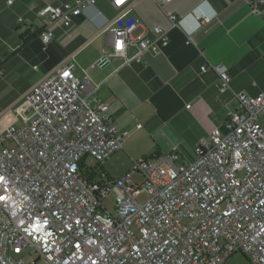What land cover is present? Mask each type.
I'll return each instance as SVG.
<instances>
[{
    "label": "built area",
    "instance_id": "1",
    "mask_svg": "<svg viewBox=\"0 0 264 264\" xmlns=\"http://www.w3.org/2000/svg\"><path fill=\"white\" fill-rule=\"evenodd\" d=\"M93 1L48 4L37 14L69 25ZM128 1L110 0L121 9L108 30L113 50L104 48L95 64L112 55L129 63L167 44L160 25L133 35L138 19ZM262 2L250 7L264 20ZM39 35L47 43L52 30ZM73 66L69 55L34 82L24 94L27 116L0 135V264H227L235 252L264 264V93L235 92L224 128L201 137L192 158L176 149L140 156L121 176L96 178L89 163L120 149L128 131L96 98L99 83L86 73L79 79ZM214 68L220 91L230 89L227 67ZM110 192L114 212L102 205Z\"/></svg>",
    "mask_w": 264,
    "mask_h": 264
},
{
    "label": "crops",
    "instance_id": "2",
    "mask_svg": "<svg viewBox=\"0 0 264 264\" xmlns=\"http://www.w3.org/2000/svg\"><path fill=\"white\" fill-rule=\"evenodd\" d=\"M70 0H0V122L22 123L28 111L24 94L43 74L72 56V73L99 83L95 96L106 102L119 130L128 131L123 146L109 157L136 158L177 150L193 157V148L214 126L224 128L235 92L264 93V20L251 0H129L137 17L133 35L155 25L167 29L168 42L145 49L129 63L117 55L95 64L107 48L109 29L121 9L110 0H94L69 25L47 21L37 10ZM264 9V0L260 6ZM170 15L181 19L179 24ZM19 17H22L19 20ZM208 17L199 23L200 18ZM52 30L47 43L43 27ZM190 31V41L187 40ZM136 46L130 45L129 55ZM207 65L205 71L202 65ZM36 65V68L34 67ZM216 65L226 66L230 89L220 91ZM264 128V112L259 115ZM3 128V129H4ZM131 165L123 163L125 173ZM105 176H110L104 171ZM116 177V178H117Z\"/></svg>",
    "mask_w": 264,
    "mask_h": 264
},
{
    "label": "rangeland",
    "instance_id": "3",
    "mask_svg": "<svg viewBox=\"0 0 264 264\" xmlns=\"http://www.w3.org/2000/svg\"><path fill=\"white\" fill-rule=\"evenodd\" d=\"M18 125L21 123H17ZM4 123L0 122V135L4 128ZM6 144H0V149ZM137 158V157H136ZM131 165L130 157H107L106 159L100 161L99 163L90 162L92 168L95 170L96 178L105 176L104 171H106L110 176L116 178L123 171V163ZM134 178H139L137 174L134 175ZM102 205L106 207L110 212H114V195L112 192L109 193L105 199L102 201ZM14 258L24 257L26 258L25 253H12ZM30 259V257H27ZM42 261H38L36 264H41ZM227 264H247V259L241 252L233 253L228 259Z\"/></svg>",
    "mask_w": 264,
    "mask_h": 264
},
{
    "label": "trees",
    "instance_id": "4",
    "mask_svg": "<svg viewBox=\"0 0 264 264\" xmlns=\"http://www.w3.org/2000/svg\"><path fill=\"white\" fill-rule=\"evenodd\" d=\"M91 176H96V173L94 170L91 171ZM101 177V176H100Z\"/></svg>",
    "mask_w": 264,
    "mask_h": 264
},
{
    "label": "water",
    "instance_id": "5",
    "mask_svg": "<svg viewBox=\"0 0 264 264\" xmlns=\"http://www.w3.org/2000/svg\"><path fill=\"white\" fill-rule=\"evenodd\" d=\"M109 61V58H105L102 63H106Z\"/></svg>",
    "mask_w": 264,
    "mask_h": 264
},
{
    "label": "snow or ice",
    "instance_id": "6",
    "mask_svg": "<svg viewBox=\"0 0 264 264\" xmlns=\"http://www.w3.org/2000/svg\"><path fill=\"white\" fill-rule=\"evenodd\" d=\"M122 2V0H117V3H121ZM0 199H2V197H0Z\"/></svg>",
    "mask_w": 264,
    "mask_h": 264
}]
</instances>
